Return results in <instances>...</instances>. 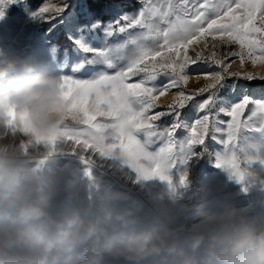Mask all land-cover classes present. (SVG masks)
<instances>
[{
	"label": "snow or ice",
	"instance_id": "obj_1",
	"mask_svg": "<svg viewBox=\"0 0 264 264\" xmlns=\"http://www.w3.org/2000/svg\"><path fill=\"white\" fill-rule=\"evenodd\" d=\"M14 2L23 0H0V19ZM28 11L72 44L77 59L65 50L51 65L79 119L43 142L21 139L26 153L53 154L63 142L85 165L120 153L138 178H158L177 195L189 185L181 166L194 157L214 154L237 183L264 165V71L246 67L264 69V0H91L79 12L61 0ZM190 73L205 83L187 90ZM6 126L17 134L12 117ZM209 141L224 151L210 152Z\"/></svg>",
	"mask_w": 264,
	"mask_h": 264
},
{
	"label": "clouds",
	"instance_id": "obj_2",
	"mask_svg": "<svg viewBox=\"0 0 264 264\" xmlns=\"http://www.w3.org/2000/svg\"><path fill=\"white\" fill-rule=\"evenodd\" d=\"M60 85L47 61L0 66V264H264V216L196 190L150 204L126 183L88 188L77 169L46 170L53 154L26 153L21 139L79 119ZM255 202L264 208V191Z\"/></svg>",
	"mask_w": 264,
	"mask_h": 264
},
{
	"label": "rangeland",
	"instance_id": "obj_3",
	"mask_svg": "<svg viewBox=\"0 0 264 264\" xmlns=\"http://www.w3.org/2000/svg\"><path fill=\"white\" fill-rule=\"evenodd\" d=\"M48 2L59 4L61 0H23L20 3H12L5 10L4 17L0 19V66L10 63L17 57L47 61L51 65L52 56L56 55L57 60L62 61L65 50L68 51L72 61L77 59V55L72 51V44L65 38L62 27L50 34L48 32L49 23H42L34 19L30 11H28L38 10L39 7ZM70 2L75 10L79 12L87 7L91 0H85V2L70 0ZM96 9L99 13V8ZM72 10L69 9V11ZM57 48L59 49L58 51L56 50ZM234 50L235 45L230 48L219 49L221 52ZM238 63L239 61L237 60L233 65L234 70ZM51 67L53 68L52 65ZM246 67L256 72L264 71V69L259 67L254 69L250 65H246ZM189 75L190 81L187 90L191 91L205 83L203 80L198 82L195 79L197 73H190ZM253 83L259 84L260 82ZM169 100H171V95L163 98L161 103H166ZM248 135L249 143L254 142L255 134L249 133ZM208 143L210 152L224 151L223 146L219 143L212 141ZM40 148L41 151L30 150L31 154L36 158H41L49 150L48 148L43 149L42 146ZM80 155L79 151H73L69 145L58 142L53 152L54 160L46 162L45 169L61 174L68 172L69 169H77L88 188H100L105 185L126 183L133 190L139 189L140 194L150 204L172 200L188 201L190 200L189 194L196 190L207 195L214 203L231 202L242 213L264 216V208H261L255 202L257 192L264 191V165H261L258 161L249 166L250 175L246 176L244 182L237 183L235 178H230L228 172L215 166L214 154L194 157L187 165L181 166L180 171H187L188 173L189 185L186 189H181L180 194L177 195L172 193L168 185L165 182H161L158 178L147 180L138 178V174L126 162V157L120 153H113L110 156L94 155L89 165H85L81 161ZM241 159H243V154H241ZM89 170L91 175L88 174ZM177 175L178 173L174 171V179ZM245 189L247 190L245 191ZM182 211L184 210L177 207L178 213ZM193 218H195L194 212Z\"/></svg>",
	"mask_w": 264,
	"mask_h": 264
},
{
	"label": "bare ground",
	"instance_id": "obj_4",
	"mask_svg": "<svg viewBox=\"0 0 264 264\" xmlns=\"http://www.w3.org/2000/svg\"><path fill=\"white\" fill-rule=\"evenodd\" d=\"M81 2H85V0H80ZM46 15H48V14H46Z\"/></svg>",
	"mask_w": 264,
	"mask_h": 264
},
{
	"label": "trees",
	"instance_id": "obj_5",
	"mask_svg": "<svg viewBox=\"0 0 264 264\" xmlns=\"http://www.w3.org/2000/svg\"><path fill=\"white\" fill-rule=\"evenodd\" d=\"M33 6V5H32ZM95 8V7H94ZM95 10H97L96 8H95ZM99 11V10H98ZM98 13V12H97ZM99 14V13H98Z\"/></svg>",
	"mask_w": 264,
	"mask_h": 264
}]
</instances>
